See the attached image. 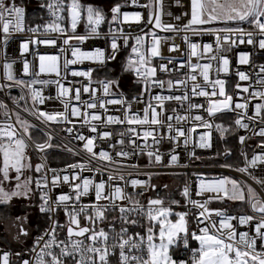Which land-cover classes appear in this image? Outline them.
I'll use <instances>...</instances> for the list:
<instances>
[{
	"label": "snow or ice",
	"instance_id": "1",
	"mask_svg": "<svg viewBox=\"0 0 264 264\" xmlns=\"http://www.w3.org/2000/svg\"><path fill=\"white\" fill-rule=\"evenodd\" d=\"M132 4H137L138 0H131ZM177 6L183 7L181 0H175ZM153 3L155 5V12L152 11ZM44 7L45 5H41ZM51 15L53 16L52 23L44 24L43 30L47 33H57L61 35L67 34L71 31L72 35H67L63 39V45L71 48L72 59L65 58L63 61L64 75L61 74V65L59 63L60 57L58 55H42L35 54L38 58V71L34 70L31 62L24 57L25 53H30L29 45H51L56 46L57 40L54 38L37 39L35 36L30 39H23L19 43L20 59L22 61V73L24 75H32L30 81L17 78L13 72L12 67L15 61H8L7 48L12 33H23L28 31L30 33H37L41 26L30 27L25 29L24 18L25 9L16 3V0H0V57L3 58V70L6 81L11 83L0 84V91L7 88L9 91L13 87H20V97H10L14 104L19 100L25 99L23 90L27 88L30 93V99L33 102L32 108L27 106L24 108L25 112L40 121L43 125L56 124H73V127L64 129L68 134H73L75 121L72 118H79L81 127L87 125L92 133H97L98 124H127V133H118L120 137L129 135L128 143L133 149H139L142 153L145 148L151 147L148 144L144 148H140L136 140L140 138L138 128L142 129V135L146 141L152 137V143L159 145L162 140L167 138L169 141L176 142L183 138L185 147L189 144L190 137L195 131V127H189L185 131L182 127H177L173 124L175 119L176 124L181 121L187 122L189 119L198 122V126L207 129L200 134L198 144L194 147L201 149L210 148L212 145L209 142V134L212 128V119L217 114L225 112H236L237 118L234 123L239 129H249V123L254 121L256 117L264 112V90L253 89L251 92L249 86H243L240 81H249L250 77L244 71H236L238 82L235 85L234 95L238 98L234 101L233 95L226 92V81L224 79L209 78V70L212 68V62L215 61L217 67L215 71L217 74H228L230 71V59L227 53H230L233 46L238 44L251 45L254 54L256 51H264V0H190V12L185 11L181 15L174 17L176 21L182 18H187V23L183 24L182 28L174 24H163L161 21L162 0H149L147 23L154 27L172 32L191 33L192 35H202L209 33L215 36V49L210 43H197L190 40L189 35L183 36V42L187 45L189 53L187 60L180 63H174L172 58H165L161 55L160 44L161 38L154 32L151 33L152 43L147 49V55L142 51L144 46L143 36L137 35L130 37L125 35L123 29H109L110 44L108 49L95 48L92 51H82L78 46L69 45V41H76L83 43L92 36H98L99 25L105 21V15L101 9L94 8L88 5L84 8L78 0H70L65 5L64 0H50L46 5ZM66 8L68 15V27L66 28L60 21L64 20V16L60 13ZM122 5L117 3L111 7V20L108 23H124L128 21L140 22L142 17L140 12L121 11ZM82 10L86 12V19L89 31L86 35H76V29L81 20ZM168 15H172L168 13ZM190 17V18H189ZM122 18V19H121ZM236 24V27H213L215 24ZM247 24L252 30H247L241 25ZM143 31V30H141ZM119 32V35L116 33ZM148 35V33H145ZM134 40L131 45V53L126 58V62L122 65V71L132 72L137 78V81L143 84V89L140 93L134 96V101L142 102L145 94H148V103L140 112L132 111V103L124 99L123 94H120L119 99H107L104 97L108 95H115L111 93L110 89L114 86L119 87V79H104L97 81L100 85L103 96H97V89L90 87L92 84V73L96 69L107 68L109 61L115 60L117 53L121 49V44L118 40H122L123 45L127 46L129 40ZM63 50V49H62ZM169 52L180 51V45L173 43L169 47ZM31 54V53H30ZM208 55L207 63L201 64L199 59ZM160 58L167 60L166 63H160L158 66H151L152 58ZM196 57L197 62L192 63V58ZM84 61L93 62L95 68L89 67L87 70L72 69L70 74L72 77L86 78V84H72L68 81L69 65H76ZM250 63V53L247 51H240L237 53V65H248ZM171 65V67L169 66ZM157 67L162 73H171L173 71L180 72L182 69H188L184 77L181 79L162 80L157 78ZM259 68L257 73L258 79L256 84L264 86V64L254 65ZM111 71V70H109ZM40 74H55L56 79H39ZM197 75L202 77L203 84L197 81ZM189 82L191 86L189 87ZM66 83L69 86H66ZM39 84L41 86L56 85V95L45 97L41 89L33 87ZM211 86V91L206 90ZM183 91L182 95H161L152 94V89H164ZM189 91L191 96H189ZM247 93V96L241 95ZM82 94H89L88 100H82ZM191 97H203L207 102V106L200 103L191 102ZM259 98L260 103L254 105V112L252 116H248L249 103L252 99ZM46 100H57L63 107V110H43L39 105H44ZM73 100L76 103H73ZM176 100L181 103V106L187 102L188 113L192 110H202L207 114V119L197 114L194 117L188 115L176 114V109H172L165 119L164 102ZM156 102V104L153 103ZM118 104L123 109V118L117 115H107L106 105ZM127 105V107H124ZM103 110L106 120H102L101 115L97 113L96 109ZM159 108V112L157 111ZM91 110V112L89 111ZM0 114L5 117V122L0 125V157H2V164H0V204L8 205L13 198L30 199L33 194V177L27 176L21 180L24 170H32L33 165L30 162V157L26 153L28 142L30 141L34 148L39 153H44L46 149L53 147L51 141L53 136L44 128H39L37 125L30 123L27 119H22L19 112L9 110L8 105L0 100ZM15 116V123L12 122V116ZM97 122V123H91ZM264 123V119L261 121ZM19 125V128L16 127ZM220 137L223 139L225 134L229 131L228 128L221 124L215 125ZM165 130L161 135L159 131ZM31 130V131H30ZM41 132L47 137L44 142H37L32 138V132ZM235 131V129H232ZM112 133L109 131H101L96 136H85L80 132L75 133V139L83 142V149L89 154L91 159H99L103 161L113 162L112 156L109 152L101 149L99 152L94 151V140L97 138H110ZM254 135L264 137V127H260L258 132ZM131 137H135L132 139ZM246 136H239V142L243 144ZM118 144H123V139L117 141ZM264 148V142L258 145ZM72 151V149H68ZM149 162H153V157L156 163L161 162L162 154L157 151H147ZM225 156L230 155V149H225ZM128 151L117 152L118 157H129ZM194 156V152L189 153ZM220 155V153H217ZM169 165L178 162V155L175 154V148L169 152ZM244 158V165L234 168L235 171L247 174L251 179L257 183L262 192H264V179H259L252 176L249 172L250 168H254L258 163H264V152L255 153L251 159L247 154L241 152ZM44 157H41V163L35 165L34 171L37 174L35 178V189L40 194L39 212L48 218V226L43 232L36 236L29 249H27V257L22 253H16L20 258V264H110L109 257H118L116 264H264V195L258 192L246 181H237L229 177L214 179L207 181L201 179L196 194L199 196L203 192L217 193L216 196H209V200L227 199L229 201H239L246 203L252 214L229 215L226 210L209 209L206 207L208 200L202 204L199 200L191 199L188 186H185L182 195L186 202L190 203L194 208L199 209L193 217L196 221L197 229L189 232L188 220L186 219L188 213L175 212L173 213L171 207L162 206L161 199H151L147 201V207L140 203L139 200L134 199L133 194L125 192L124 188L119 183L114 181H123L125 187L131 186L133 192L139 186L142 190L148 187L155 189V185H149L147 181L131 178L132 171L126 173H110L107 182L100 179L95 182L93 179L80 177L77 169L81 172L85 169L91 171L90 160L84 162H76L66 165L60 172L68 173L71 171V178L68 174L60 175L56 169L47 168L43 162ZM195 159H200L195 156ZM129 169L136 170L138 165H128ZM221 167L232 168L230 164L221 165ZM96 172H101L102 169L96 168ZM14 172L15 175H10ZM48 173H51V181L48 180ZM42 174V175H41ZM138 174V172H137ZM151 179L152 173H145ZM127 177V179H126ZM80 180L79 183H74ZM14 182V183H13ZM69 184L74 192V196L69 194L56 195L53 199L49 193L52 188H56L59 183ZM51 183V188H49ZM6 184H13L12 187H6ZM226 185H230L227 187ZM166 187V186H165ZM94 193L95 201L84 204L81 203L82 197L89 196ZM222 193V195H220ZM142 194V192L140 193ZM101 200L107 203H99ZM127 201L126 204H118L117 201ZM178 201H172V204H178ZM63 210L67 220L66 223H61L56 217L59 210ZM119 211V217H113V221L119 219L121 221V228L119 232H115L112 223L109 224V229L115 232L116 243L108 244L109 232L104 228L96 230L98 222L104 221L107 217L105 213L108 210ZM91 210V214H89ZM176 217L175 221L169 219L170 216ZM88 221L91 227L81 226L80 217ZM213 216L215 218H213ZM138 217H143L148 226L144 228V234L134 232L129 234V228L135 229L139 226ZM15 221L26 222L27 216H17ZM232 221L237 223L234 225ZM158 225V233L154 229ZM239 226H247L249 231H238ZM66 228L67 242L59 240L58 230ZM87 234V244L84 237ZM29 231L19 224V230L14 237L16 240L27 238ZM47 237V238H46ZM73 237H76L75 239ZM189 237L198 242V247H190ZM182 241L185 252L188 253L186 257H181L177 254L174 256L175 250L179 248V242ZM259 242V249L258 248ZM58 250V251H57ZM127 250V251H126ZM146 253V256L144 255ZM10 253L7 251L0 252V264H10Z\"/></svg>",
	"mask_w": 264,
	"mask_h": 264
},
{
	"label": "built area",
	"instance_id": "2",
	"mask_svg": "<svg viewBox=\"0 0 264 264\" xmlns=\"http://www.w3.org/2000/svg\"><path fill=\"white\" fill-rule=\"evenodd\" d=\"M50 2V0H16V3L20 6H23L25 9V18H24V27L25 29H28L30 27H35L37 25H40V31L37 33H30L27 30L23 33H12L11 38L9 40V45L7 48V54H8V61H15L12 67L13 74L19 78L24 79L25 81H30L33 78H36L32 75H24L22 73V61L20 59V52H19V43L23 39H30L31 37L35 36L37 39L42 38H54L57 40L56 46L51 45H29L30 53H25L24 57L28 59L31 64L34 67V70L38 71V58L35 57V54H42V55H58L60 57V65H61V74L64 75V69H63V61L65 58L72 59L71 55V48L69 46L63 45V39L66 38L67 35H72L73 33L69 31L65 35L57 34V33H45L43 30V25L46 23H52L53 22V16L51 15L49 9L46 7V5ZM65 5H67L69 2L67 0H64ZM163 7H162V14H161V21L163 24H174L179 28L183 27V24L187 22L182 21H176L174 19L175 16L181 15V13L185 12V9L187 10L190 7V0H181V4L183 7L177 6L175 0H162ZM122 5L121 11H127V12H140L141 13V21L135 22V21H128L124 23H113L109 24L107 23L106 28L104 29V24L106 23V19L104 22H102L99 25L98 32L100 33L98 36H92L91 38L85 40L82 44L78 43L76 41H69V45L72 46H78L81 48L82 51H92L95 48H103L108 49L110 44V33L109 29H123V32L125 35H129L130 37H135L137 35L143 36L144 39V46L142 47V51L145 52L147 55V49L151 46L152 43V36L151 33H155L161 38V44H160V50L161 55L165 58H172L174 63H180L181 61L187 60V56L189 53V49L187 48V45L183 42V36L185 34L189 35L190 40L192 42L197 43H210L213 45V48L215 49V36L209 33H205L202 35H192L189 33L181 32H172L163 30L160 28L154 27V21L152 24L147 23L148 18V7H142V5H148L149 0H138L137 4H132L131 0H124L120 3ZM41 5H45L42 7ZM188 11V10H187ZM153 12H155V5L153 7ZM168 13H171L172 15H168ZM31 14V16H29ZM62 16H64V20L60 21L66 28L68 25V15L67 10L65 8L64 11L60 13ZM82 16V12H81ZM122 19V18H121ZM80 22V21H79ZM79 23L77 25V29L75 34L76 35H86L88 34V31L80 30ZM236 27V26H234ZM247 30H252L250 26H242ZM143 30V31H141ZM145 33H148V35H145ZM2 35V33H0ZM116 35H119V32L116 33ZM118 43L121 44V49L116 55V59L109 61L107 64V68H112L111 76L106 77L102 75L103 71L107 68H101L96 69L92 73V84L90 87L97 89V96H103L102 89L100 85L97 83V81L104 80V79H113L118 78L119 79V87H112L110 89L111 93H115V95H108L105 98L107 99H119L120 94H123V97L125 100L130 101L132 103V111L140 112L141 116L143 115L142 109L145 107V105L148 103V94H145L143 101L138 102L134 101L132 98L136 96L138 93H140L143 89V84L137 81V78L134 76L132 72H124L122 71V65L126 62V58L131 53V45L134 43V40L130 39L129 44L127 46L123 45L122 40H118ZM180 45V51L177 52H169V47L173 44ZM63 49V50H62ZM240 51H247L250 53V63L248 65H237V53ZM253 48L251 45L245 44H238L237 46H233V49L230 53H227L230 59V71L228 74L219 73L215 71L217 64L215 61L212 62V68L209 70V78L211 80L214 79H224L226 81V92L229 95H233L234 101H237L238 98L234 95V89L235 85L238 82V77L235 74L237 70L244 71L246 74L249 75L250 80L249 81H240L239 83L243 86H249L250 85V92L253 89L257 90H264V86L256 84V80L258 79L257 73L259 72L258 67H254V65L264 64V51H256L253 53ZM208 55L210 54H204L202 58L199 59V62L201 64L208 62ZM167 60H161L160 58H152L151 66H158L160 63H166ZM197 58H192V63H196ZM3 63L4 60L2 57H0V84H7L11 83L9 81L5 80L4 77V70H3ZM171 67V65H169ZM89 67L95 68V64L93 62L84 61L82 63H78L76 65H69V72H68V81L72 84H86L88 83L86 78L82 77H72L70 72L72 69L75 70H87ZM188 71V69H182L180 72H171V73H162L159 71V68L157 67V78L162 80H176L181 79L184 77L185 73ZM39 79H56L55 74H40ZM197 81L201 84H203L202 77L197 75ZM66 86H69L66 83ZM191 86V82H189V87ZM33 87L41 89L43 95L45 97L48 96H55L56 95V85L51 84L48 86H41L39 84L33 85ZM206 90L211 91V86L209 85ZM25 99L19 100L17 104H14L12 99L10 97H20L21 95V89L20 87H13L10 91L5 88L3 91H0V100H3L7 105L8 109L14 110L15 112H19L22 119H27L30 123L37 125L39 128H44L46 131L50 132L53 136V139L51 141V144L53 145L52 148L46 149L44 153H39L35 148L34 145L29 141L27 149L33 153L36 158L41 161V157L43 156L44 163L46 164L47 168L56 169L58 172H60L61 169H64L66 165L73 164L76 162H84L86 160H90L89 154L83 149V142L75 139V133L80 132L84 134L85 136H96L97 133L101 131H109L112 133L110 138L100 139L97 138L94 140V151L99 152L101 149L109 152L110 156L113 158V162L109 161H103L99 159H91L90 162V168L92 169L89 171L88 169H85L84 171H80L77 169V172L79 173L80 177L82 178H89L93 179L95 182H99L100 179H104L107 182L108 175L110 173H126L127 171H132L133 176L131 178H137L141 180H145L148 182L149 185H155V189L148 187L146 190H142L139 186L136 188L135 192H133L132 187L129 185L125 187L123 181H114L113 183H119L121 187L124 188L125 192L128 194H133L134 199H137L140 201L142 205L147 207V201L149 198L151 199H161L163 201L162 206L164 207H171L173 213L175 212H186L188 213L186 219L188 220V228L189 232L196 230V221L193 218L196 213L199 211V209L194 208L190 203L186 202L185 197L182 195L183 189L185 186H188L189 192H190V198L199 200L202 204L205 200H208V203L206 205L209 209H221L226 210L229 215H240V214H252L249 210V207L246 203H241L239 201H229L226 198L223 200H217V199H211L209 200V196H216L217 193H209V192H203L199 196L196 194L197 189L199 187L201 179L212 181L214 179H220L223 177H229L230 179H235L237 181H246L248 184H250L254 189H256L258 192H261L262 195H264V192H262L260 186L255 183L253 179L250 178L249 175L239 173L234 170L236 167L232 168H225L221 167V165H224V163H220L217 158L218 153V147H217V140H218V131L216 130L215 125L221 124L223 125V121H221V117L223 115H233L235 119L237 118L236 112H225L223 114H217L212 119V128L210 130L209 134V142L211 143L210 148L201 149L199 147H194L195 144H198L200 142L199 136L200 134L204 133L205 131H208L207 129H204L203 127L198 126V122H195L191 119H189L187 122L181 121L179 124H176L175 119L173 120V124L177 127H182L185 131L189 127H195V131L192 133V136L190 137L189 144L187 147L183 144V138H180L176 142L169 141L167 138L162 140L159 145H155L152 143L153 138L149 137L146 141L143 138L142 135V129L138 128L137 131L140 132V138L136 140L137 144L140 145V148H144L145 144L150 145L151 147L145 148L144 151L140 154H136L140 152L139 149H133V147L128 143L129 135H125L124 137H120L118 133L124 132L127 133V124L120 125V124H98L97 126V133H92L89 130V126L85 125L81 127V122L79 118H72L75 121V127L73 134H68L66 131H64L67 127H73V124H56L51 123L50 125H43L40 121L36 120L34 117H32L29 112H25L24 108L27 106L29 109L32 108L33 102L30 99V93L27 88L23 90ZM152 94H161V95H182L183 91H177V90H168L165 86L164 89L154 88L152 89ZM243 96H247V93H241ZM189 96H191V93L189 91ZM82 100H88L89 94H82L81 97ZM191 102L193 103H200L207 106V102L205 98L203 97H191ZM261 101L259 98H254L249 103V108L247 110L248 116H252L254 112V105L256 103H260ZM73 103H76L73 100ZM154 104H156L155 101H153ZM39 107L43 110H63L62 105L57 100H46L44 105H39ZM107 107V115H117L123 118V109L121 105L113 104V105H106ZM124 107H127V105H124ZM164 109H165V119L168 114H172L171 110L176 109V114L184 116H195L197 114H200L204 116L206 119L207 114L203 112L202 110H192L191 113H188L186 111L187 109V102L181 106V103L176 100L171 101H165L164 102ZM91 112V110H89ZM97 113L101 115L102 120H106V116L103 112V110L99 109L97 107L96 109ZM157 111L159 112V108H157ZM262 119H264V112L260 114V116L256 117L254 121H248L245 120V122L249 123V129H239L237 128V136H238V142H239V136H246V140L243 144L239 142L240 150H239V159L241 161V166L244 165V158L241 156V152H244L247 154L248 158L251 159L252 155L255 153L264 152V148L258 147L262 142H264V137H261L259 135H254V132H258L260 127H264V123H262ZM5 122V117L0 114V125H2ZM12 122L15 123V116H12ZM91 123H97V122H91ZM17 128H19V125H16ZM159 131L161 135L164 134L165 130H155ZM31 131V130H30ZM34 135H40L38 139H40V142H44L47 140V137L44 136L41 132H32V138L33 140ZM132 139H135V137H131ZM123 139L124 143L118 144L117 141ZM175 148V154L178 155V162L172 165H169L168 161L170 159L169 152ZM68 149H72V151H68ZM158 153L162 154L161 156V162L156 163L153 157V162H149V158L147 156V151H157ZM50 151H59L63 153L71 154L75 157V161L60 165V166H52L48 159H47V153ZM121 151H128L130 153L129 157H118L116 156L117 152ZM194 152V156H190L189 153ZM195 156H199L200 159H195ZM138 165V169L133 170L129 169L128 165ZM100 168L102 169L101 172H96L95 169ZM138 172V174H137ZM249 172L252 176H255L259 179H264V163H258L254 168H250ZM145 173H152L151 179ZM64 174H68L71 178V171L68 173L60 172V175L63 176ZM42 175V174H41ZM51 173H48V180L51 181ZM127 179V177H126ZM80 180L75 181L74 183H79ZM166 186V187H165ZM227 187H230V185H226ZM49 188H51V183H49ZM157 189L160 191L157 192ZM37 197H38V206L40 204V194L39 191H37ZM142 192V194H140ZM60 194H69L70 196H74V192L70 188L69 184L59 183L56 188H52L49 195L55 199L56 195ZM222 195V193L220 194ZM95 201L94 193L90 194L89 196L82 197L81 203L88 204ZM172 201H178V204H172ZM99 203L105 204L107 203L104 200H101ZM118 204H126L127 201H117ZM236 209V210H235ZM106 213L111 214L109 215V220L113 221V217H119L120 213L117 210H108ZM89 214H91V210H89ZM174 216V215H173ZM61 223H66V216L63 213V210H59L57 217H56ZM213 218H215L213 216ZM139 219V226H137L135 229L129 228V234H132L134 232H140L141 235L144 234V228L148 226V222L143 217H138ZM115 221L120 222V224L116 225L113 224L115 228V232H119L120 228L122 226L121 221L119 219H116ZM113 221V222H115ZM81 226H88L91 227L92 225L86 221L83 216L80 217ZM49 223V221H48ZM232 223L235 225L237 222L232 221ZM48 226V224H47ZM46 226V227H47ZM158 226V225H157ZM100 228H104L105 231L109 232V239L108 244L111 245L113 243H116L117 240L115 239V232H112L109 229V226H105L104 224L98 223L96 225V230L98 231ZM157 228V227H156ZM238 231H249V228L247 226H239ZM154 231H156L154 229ZM42 231H37L32 235L31 243L28 248H24L18 252L13 251L10 248L6 247H0V252L7 251L10 253L9 255V261L10 264H20V258L16 255V253H22L27 257V249H29L33 243V240L36 236L40 235ZM59 240H64L67 242V233L66 228L64 230H58ZM47 238V237H46ZM74 239L76 237H73ZM85 243L87 244L89 241L87 240V234L83 238ZM189 244L190 247H198V242L194 241L189 237ZM182 249L184 256L186 257L188 255L187 252H185L182 244ZM259 249V242H258V248ZM58 251V250H57ZM127 251V250H126ZM117 256H110V264H116V260L118 257V249L116 250ZM146 256V253H144ZM66 264H69L68 261H66Z\"/></svg>",
	"mask_w": 264,
	"mask_h": 264
},
{
	"label": "trees",
	"instance_id": "3",
	"mask_svg": "<svg viewBox=\"0 0 264 264\" xmlns=\"http://www.w3.org/2000/svg\"><path fill=\"white\" fill-rule=\"evenodd\" d=\"M67 1L70 2V0H67ZM123 1L124 0H110L111 6H114L117 3L120 4ZM78 2L84 8H86L88 5H91L94 8L101 9L103 11V13L105 15V19H106V23L104 24L103 28L104 29L106 28L108 21L111 20V12H110L111 7H109L108 9H105L101 5L95 4L94 2H85L84 0H78ZM29 16H31V14H29ZM86 25H87L86 12H84L82 10V18L79 22L78 28L80 30L89 31V29H88V27H86ZM242 26H249V25L244 24ZM109 70L112 71V68H107L106 70H104L102 75H104L106 77H110L111 71H109ZM220 119H221V121H223V126L228 128L229 131L225 134V137L223 139L220 137V134L218 133L217 147H218V153H220V155H218L217 158H218L220 163L230 164L234 167H241L242 163L239 159L240 158L239 157L240 145H239L238 136H237V126L234 123L235 117L233 115H223ZM232 129H235V131H232ZM33 137H34L35 141H37V142L41 141L40 139H38V137H40L39 134L37 136L33 134ZM225 149H230L231 154L225 156L223 154ZM48 154H51V155L59 154V156H61V157H50L49 159L47 158L49 163L52 166H60V165H64V164L74 162L76 160L73 155L68 154V153L59 152V151H50L47 153V156H48ZM31 156L36 157L33 153H31ZM29 175H31L30 172H29ZM35 178H36V176L33 177V184H32L33 196L31 198V201L29 203H26L24 208H25V210H30L33 208L35 209V218L33 220V226H34L35 232H37V231H42L46 228V226L48 224V218L46 215L41 214L39 212L38 197H37V192L35 189ZM15 213H16V206H14L13 203L10 202L8 205L0 204V225L5 220H7L11 216H13ZM105 215L107 218L104 221L98 222V223L104 224L106 227L109 226L110 223L116 224V225L120 224V222H118V221L113 222V221L108 219L109 215L111 216V214L105 213ZM30 243L25 244L24 247L20 248V249H17V248L13 249L14 247L10 248V249H12L15 252H18L24 248H28L30 246ZM7 244H8V242L5 241V238H4V236L0 230V247L6 246L8 248V246H10V245H7ZM179 244H180V246L178 249L175 250L174 256L179 254L182 257V256H184L183 249H182V241H180Z\"/></svg>",
	"mask_w": 264,
	"mask_h": 264
},
{
	"label": "rangeland",
	"instance_id": "4",
	"mask_svg": "<svg viewBox=\"0 0 264 264\" xmlns=\"http://www.w3.org/2000/svg\"><path fill=\"white\" fill-rule=\"evenodd\" d=\"M85 2H94L95 4L101 5L103 8L108 9L111 6V2L110 0H84ZM153 7H154V3H153ZM153 7H152V11H153ZM213 27H234L237 26L236 24H229V25H224V24H215L212 25ZM242 26V25H241ZM26 153L27 155L30 157V162L33 165L32 170H24L23 174L21 176V180L25 179L28 175L29 172L31 173L32 177H35L37 174L34 171L35 165L37 163H41L36 157L31 156V152L26 148ZM50 157H61L59 156V154H48L47 158L49 159ZM0 164H2V157L0 158ZM10 175H15L14 172H11ZM14 183V182H13ZM13 184H6V187L10 188L12 187ZM33 196V194H32ZM31 196V198H32ZM30 199H24V198H13V200L11 201V203H13L14 206H16V213L11 216L10 218H8L7 220H5L3 223H1L0 225V230L1 233L3 234L5 241L8 242L7 245L8 248H13V249H20L23 248L25 244H29L31 242V238L32 235L35 233V229L33 226V220L35 218V209H30V210H25L24 206L26 205V203H29L31 201ZM27 216V221L23 222H17L15 221V217L17 216ZM169 219L173 220V222L175 221L176 217L175 216H170ZM23 223V226L29 231V236L27 238H21L19 241L14 239V237L17 235L18 230H19V224ZM156 232L158 233V226L157 228H155ZM6 247V246H4ZM7 248V247H6Z\"/></svg>",
	"mask_w": 264,
	"mask_h": 264
},
{
	"label": "bare ground",
	"instance_id": "5",
	"mask_svg": "<svg viewBox=\"0 0 264 264\" xmlns=\"http://www.w3.org/2000/svg\"><path fill=\"white\" fill-rule=\"evenodd\" d=\"M189 12H190V7L187 9ZM186 9H185V11H187ZM190 18V17H189ZM180 21H182V22H187V18H182Z\"/></svg>",
	"mask_w": 264,
	"mask_h": 264
},
{
	"label": "water",
	"instance_id": "6",
	"mask_svg": "<svg viewBox=\"0 0 264 264\" xmlns=\"http://www.w3.org/2000/svg\"><path fill=\"white\" fill-rule=\"evenodd\" d=\"M160 190L159 189H157V192H159Z\"/></svg>",
	"mask_w": 264,
	"mask_h": 264
}]
</instances>
